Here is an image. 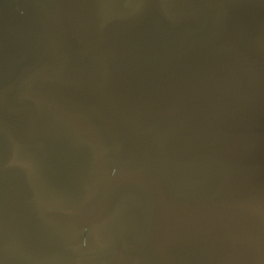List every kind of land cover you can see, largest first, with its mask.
I'll use <instances>...</instances> for the list:
<instances>
[{"label": "water", "instance_id": "95a60500", "mask_svg": "<svg viewBox=\"0 0 264 264\" xmlns=\"http://www.w3.org/2000/svg\"><path fill=\"white\" fill-rule=\"evenodd\" d=\"M16 1L33 22L25 20L22 25L12 2L0 0V114L27 140V146L35 150L38 165L31 163L30 166L28 161L31 159L27 158L31 152L20 150L22 145L12 144L0 134V264H92V257L99 259L97 264L142 263L141 253L137 250H143L142 255L151 258L150 264H213L214 261L217 264H264V245L259 240L241 244L231 238L221 257L215 255L213 247L194 250L191 246L195 244V235L208 234L205 231L208 229H194L193 223L190 228L175 225L167 209V206L173 210L179 208L182 212L187 207L189 211L206 215L201 211L206 207V211L215 214L208 216L220 223L222 209L234 204L238 206L236 186L239 175L236 174L239 172L232 170L224 158L246 164L245 153L250 152L251 140L245 138L222 148L219 126L226 124L239 129L244 126L242 117L255 111L259 92L264 100V57L259 53H264V4H242L240 1L226 5L225 0L206 3L213 16L220 11L221 15L226 14L223 15L226 21L234 22L233 25L245 24L243 28L249 35L252 31L261 35V38H235L233 42L240 54L242 52L248 58L249 64L247 71L236 74L237 87L241 82H251L249 79L253 75H256L254 82L257 85L249 93L251 104L240 116L235 114L234 124L221 117L220 109H217V118L213 117V126H210V113L201 104H188L181 112L170 115L173 107L167 104L168 93L159 81L154 84L158 87L150 101L140 105L139 119H134L138 122V136L134 143L126 144L134 150L141 149L144 144L154 146L166 156L165 182L155 189L144 186L141 174L131 175L126 160H120L115 175V179L122 176L121 183L117 185L114 180L108 185L105 165L109 144L102 145L84 121L56 101L55 79L47 74L48 64L39 50L41 45L46 47L45 38L55 34L65 38L79 37L83 25L91 23L95 13L102 8L101 0ZM156 1L123 0L121 15L125 20L131 11L142 12V20L138 18L131 27L142 38H148L145 29L153 20L151 10H156L148 5L150 2L161 3ZM162 1L168 4L172 0ZM95 5L96 9L93 8ZM173 10L180 12L183 7ZM125 20L119 25L120 36H131L129 23ZM31 23L37 25V31L32 29ZM42 26H50V29ZM116 35L114 32L110 38ZM36 38H43V41ZM142 38L135 39L140 41ZM78 59L75 54L72 65L76 86L88 93L99 92V80L93 68L88 64V72L82 74ZM140 63L143 65L142 61L134 62V65ZM175 66L173 64L172 70H166L165 74L173 71ZM244 88L240 89L246 96L248 89ZM234 103L242 105L243 102L235 100ZM123 129L120 126V131L125 133ZM6 130V125H1L0 132ZM123 136L126 138V134ZM229 138L234 139V136ZM210 142L211 149H207ZM117 153L123 155L119 149ZM207 155L212 156L206 159ZM188 158H194L195 163H188ZM135 162L139 167H133L146 171L142 161ZM122 163L124 173H121ZM18 168L21 175L16 173ZM255 180L264 181V167L259 169ZM111 196L114 201L111 215L102 230L99 221ZM242 205L243 202L241 208ZM86 232L89 241L94 237L95 245L91 241L86 244ZM218 243L224 244L223 241ZM77 245H82L81 249L87 247V250H81ZM95 247L99 250H94ZM131 247L133 251L127 255V248L130 250ZM117 248L124 256V262H119L115 256Z\"/></svg>", "mask_w": 264, "mask_h": 264}, {"label": "flooded vegetation", "instance_id": "af4514ba", "mask_svg": "<svg viewBox=\"0 0 264 264\" xmlns=\"http://www.w3.org/2000/svg\"><path fill=\"white\" fill-rule=\"evenodd\" d=\"M9 1L20 14L22 25L25 20L33 22L31 17L21 11L16 0ZM118 1V5L113 8L111 0H101L102 8L95 13L91 23L83 25L79 37L65 38L64 35L55 34L53 37L45 38L46 47L41 45L42 49L38 48L45 57V64H48L47 74L54 76L56 101L84 121L102 145L109 144L106 163L108 185H111L114 180L117 185L121 183L122 176L115 179V175L120 160H126V165L131 169V175L141 174L144 186L161 188L165 182V171L168 166L164 153L151 145L149 147L144 144L141 149L136 150L128 146V143L131 141L134 143L138 136L136 131L138 122L134 119L138 118L140 105L150 101L149 98L155 94V87H158L154 84L159 81L157 83L168 93V95L166 93L167 104L173 107L170 115L181 112L188 104L194 106L201 104L210 113L208 118L210 126L213 117L217 118V109H220L221 117H226L231 124H234L235 114L240 116L242 110L251 104L252 95L249 93H252L257 85L254 82L256 75H253L252 79H249L251 82H241L239 88L237 87L236 74L239 71H247L249 64H247L248 58L242 52L240 54L233 42L235 38H261V35L258 31L252 30L249 35L243 28L245 24L233 25L234 22L226 21V16L223 17L226 14L221 15L220 11L213 16V11L206 6L205 2L184 0L178 3L179 0H172L166 4L160 0L161 3L150 2L151 5H148L149 8L155 7L156 10H151L153 20L145 29L148 38H142L138 31L131 30L134 21L137 22L138 18L142 20V12L131 11L125 20V17L121 15L123 0ZM177 7H183V10L180 12L173 10ZM93 8L96 9L97 5ZM119 16L121 17L118 19ZM124 20L129 23L130 37L120 36L122 29L119 25ZM31 27L34 31L38 30L35 24L31 23ZM42 28L49 30L50 26H42ZM114 32H117V35L115 38H110ZM108 35L109 38H107ZM135 38L142 39L137 41ZM169 38L175 40H169ZM36 39L43 41V38ZM258 47L261 48L259 42ZM259 53L264 57L262 51ZM75 54L79 56V70H82V74L86 75L88 72V64L93 68L99 80V92L88 93L76 86L72 65ZM138 61H142L143 65L142 63L134 65V62ZM173 64L176 65L173 71L165 74L166 70H172ZM140 68H142L141 71H139ZM147 73L150 75H146ZM163 74L165 76L161 79ZM244 87L248 89L246 96L240 89ZM260 95L261 92L257 99L259 103L257 101L254 107L255 111L248 112L242 117L244 126L242 125L239 129L226 124L219 126L223 137L220 142L222 148L229 146L231 142H240L245 138L251 140L248 145L250 152L245 153L246 164L239 160L224 158L225 163H228L232 170L236 169L239 172L235 173L236 176L239 175L236 186V192L239 194L238 206L234 204L222 209L223 218L220 223L215 222L214 217L208 216L215 214L206 211V207L205 210H201L206 212L204 215L189 211L187 207H184L185 211L180 212L179 208L173 210L172 207L167 206L170 219L175 225L190 228L193 223L195 227L211 228L204 229L208 234L201 237L193 236L195 244L191 247L194 250L213 247L215 255L221 257L227 250L231 238L241 244L259 240L264 245V181L256 182L255 180L259 169L264 167V100H261ZM235 100L243 102L242 105H235ZM8 124L0 114V127L6 125L8 129V131L0 132L1 137L12 144L22 145L20 150L29 151L30 147L28 149L25 143L27 140ZM120 126L124 128L125 133L120 131ZM125 134L126 138L123 136ZM229 136H234V139H230ZM211 144V142L208 144L207 149H211ZM118 149L123 155L117 153ZM29 156L27 160H31L28 164L38 165L37 159L34 160L35 156L32 153ZM211 156L207 155L206 159ZM137 157L139 160H136ZM188 159L187 162L191 164L196 161L194 158ZM217 159L222 161L221 158ZM135 161H142L146 171L133 167H139ZM234 165L237 168H234ZM124 170L123 164L121 173H124ZM16 173L22 174L19 168ZM254 182L259 185L253 186ZM237 208V213H234ZM210 210L215 211L213 208ZM205 220L208 222L205 223ZM87 236L86 232V244L89 245L91 241V244L95 245L94 237L89 241ZM220 241L224 244L220 245L218 243ZM77 246L79 249L83 247ZM85 248L83 249L87 250V247ZM94 250L99 248L95 247ZM98 260L92 257L91 263L97 264ZM213 264H217V261Z\"/></svg>", "mask_w": 264, "mask_h": 264}, {"label": "crops", "instance_id": "0c3cea01", "mask_svg": "<svg viewBox=\"0 0 264 264\" xmlns=\"http://www.w3.org/2000/svg\"><path fill=\"white\" fill-rule=\"evenodd\" d=\"M195 2H198V3H200V2H205V3H211V2H218V1H220V0H209V1H207V0H194ZM226 1V3H228V4H226L225 2V4L226 5H229V4H231L232 2H243L242 4H244V3H254V4H264V0H225ZM28 149H29V146H28ZM29 151H31V153L35 156V159H38V156H37V153L35 152V150L33 149V148H30V150ZM40 167H42L43 168V166L41 165ZM27 169V166H26V168H25V170ZM24 170V171H25ZM24 173V172H23ZM209 227V226H208ZM200 228V229H199ZM194 229H199V230H204L205 229V227H200V226H198V227H195L194 226ZM210 228H208V230H209ZM133 251V247H131V249L129 250V248H127V255L128 254H130L131 252ZM137 251H139L140 253H141V256H142V260H143V262L142 263H140V262H137L136 264H150L151 263V258H147L146 256L144 257L143 255H142V253H143V250H137ZM114 254H116L115 256H117L118 258H119V262H124L125 260H124V256L123 255H121V252H120V250H118V248H117V250H115V253ZM149 259V260H148Z\"/></svg>", "mask_w": 264, "mask_h": 264}, {"label": "rangeland", "instance_id": "374dc122", "mask_svg": "<svg viewBox=\"0 0 264 264\" xmlns=\"http://www.w3.org/2000/svg\"><path fill=\"white\" fill-rule=\"evenodd\" d=\"M124 142V141H123ZM107 165H105V168H107L108 169V166L106 167ZM122 178V177H121ZM112 197V196H111ZM110 199L111 198H109V201H110ZM114 202V201H113ZM106 208L104 209V211H103V213L101 214V215H103V216H101V219H100V221H99V227L103 230L104 228H105V226L108 224L107 222H108V218L110 217V215H111V211H112V207H113V205H111V203L109 202H107L105 205H104ZM104 208V207H103ZM102 208V209H103ZM186 236V235H185ZM28 244H30L29 242H27Z\"/></svg>", "mask_w": 264, "mask_h": 264}, {"label": "bare ground", "instance_id": "6f19581e", "mask_svg": "<svg viewBox=\"0 0 264 264\" xmlns=\"http://www.w3.org/2000/svg\"><path fill=\"white\" fill-rule=\"evenodd\" d=\"M111 6L114 8V7H116L117 5H118V3H119V1L118 0H111ZM32 144V143H31ZM100 188H103L104 186H99ZM112 201H113V197H111V199H110V203H112Z\"/></svg>", "mask_w": 264, "mask_h": 264}]
</instances>
